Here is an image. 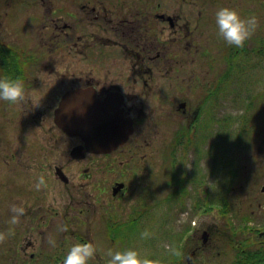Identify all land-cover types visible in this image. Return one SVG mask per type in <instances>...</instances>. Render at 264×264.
Segmentation results:
<instances>
[{"label": "rangeland", "instance_id": "1", "mask_svg": "<svg viewBox=\"0 0 264 264\" xmlns=\"http://www.w3.org/2000/svg\"><path fill=\"white\" fill-rule=\"evenodd\" d=\"M194 1L196 5L184 9L189 12L185 15L191 21H185L189 25L188 39L194 40L195 44L192 43L189 49H186L187 41L169 47L181 48L179 57L187 67L186 79H189V73L196 74L206 88L208 83L216 87L211 145L208 139L204 140L202 155L194 147L187 152L180 150L178 163L172 170L166 164V140L170 134L165 125L157 126L156 131L148 136L152 143L149 149L139 153V157L146 154L142 164L151 169L146 173L151 177L153 190L150 226L138 230L132 239L126 236L130 239L127 242L113 245L100 225L101 220L103 226L106 216L102 217L98 210L88 205L95 196L84 191L88 189L85 176L92 171L88 168L89 161L96 157L76 161L79 158L72 156L79 141L60 134L56 129L52 116L56 103L52 101L51 89H35L28 95L27 102L16 106L0 101V234L6 237L0 243V264H57L55 258L63 260L73 245L89 242L98 249L96 259L90 264H108V250L127 249L137 250L159 264H167L173 256L176 257L170 250L181 251L184 242L193 237V228L199 225L201 231L211 229L210 243L215 249L213 255L206 252L196 258L195 264H232L239 258L236 251L222 241L220 227L223 218L218 204H228L231 209L229 219L236 226L241 223L242 215L251 217V225L264 223V0ZM11 2L14 1L0 0V43L37 44L39 26L27 17L33 16L35 11L23 14L13 10V14L11 8L9 13L5 7L15 5ZM167 5L172 8L171 3ZM224 7L235 9L242 17L254 15L259 21L255 35L245 44L251 53L236 61L237 65L225 80L226 54L235 47L218 36L215 14ZM166 37L171 38L169 32ZM259 47H262V54L256 52ZM47 69L49 71L41 73V81L49 83L66 72H51V64ZM204 93L202 89L201 95ZM193 103L195 105L196 101ZM119 155L115 154L116 157ZM58 167L68 177L69 186L60 179ZM170 172H176L178 178L186 180L189 196L184 207L175 208L170 203L169 211L162 205ZM141 175H145V171ZM73 184L84 189L83 194L73 190ZM197 199L212 202L213 212H194L192 208ZM76 200L83 206H70V202ZM14 207L23 209L16 224L11 223L13 215L17 214ZM33 212L40 213L35 224L32 222ZM167 213L171 216L168 224L165 222ZM121 214L117 216L121 221L131 217ZM62 226H67L68 231H60ZM144 231L149 233L146 239L141 238ZM50 256L54 259L49 260Z\"/></svg>", "mask_w": 264, "mask_h": 264}, {"label": "flooded vegetation", "instance_id": "2", "mask_svg": "<svg viewBox=\"0 0 264 264\" xmlns=\"http://www.w3.org/2000/svg\"><path fill=\"white\" fill-rule=\"evenodd\" d=\"M13 1L11 3L15 5L5 9L8 8L10 13L12 8L13 14L14 11L29 14L30 10H34L35 14L27 17L38 24L40 32L37 44L33 42L29 46H22L8 41L0 43V78L21 79L27 95L32 94L35 89H51L54 98L52 101L56 103L52 109L56 129L60 134L79 141L72 156L79 158L76 161L96 157L90 159L88 168L92 171L85 176L88 181L85 186L88 189L76 188L75 184L72 189L82 194L84 190L95 196L94 201H89L88 205L91 204V208L98 210L102 217L106 216L103 226L99 220L107 239V232L116 231L121 225H131L139 231L149 228L153 212V190L151 177L146 173L151 169L142 164L147 158L146 154L139 157V153L149 149L152 144L148 136L156 131L158 125L166 126L170 134V138L167 137L166 140V164L169 167L170 155L173 157L176 152L179 157V151L185 144H200L208 138L211 145L214 139L213 103L216 87L208 83L206 88L196 74L192 76L189 73V79H186L184 73L187 67L183 58L179 57L181 48L176 50L169 47L174 43L182 44L187 41L186 49H189L195 44L194 40L188 39L189 25L185 21H191L185 15L189 12L184 7L194 6L196 2ZM168 3L172 4L171 9L168 8ZM168 32L171 38H165ZM257 51L259 54L263 53L261 47ZM245 55L248 54L243 52V58ZM50 64L51 72H66H62L51 83L41 81V73L49 71L47 68ZM202 89L205 92L203 95ZM73 92H81L80 97L73 99V102L103 104L102 113L106 117L110 116V111L116 110L119 117L130 122L132 132L123 144L107 154L90 153L83 139L69 136L56 124L55 111L64 97ZM116 153L120 155L116 157ZM171 163L177 164L178 160H171ZM143 171L145 175H141ZM129 172L131 174L126 175ZM57 173L66 186H69L68 177L59 167ZM170 182L172 181L169 179L165 182V188L170 192L167 191L162 205L168 210L170 203H177L180 207L185 197L180 192L181 183ZM171 195H176L172 202L169 197ZM188 196L189 194L186 198ZM72 205L83 206V203L76 200L70 202V206ZM205 205L202 201V208H199V203L195 202L192 210L211 213V207L207 208ZM91 208L88 207V211ZM121 212L131 217L121 221L117 218L122 215ZM32 215V222L35 224L40 213L33 212ZM242 226L244 234H240L242 241L237 244L236 252L239 258L232 264H264V223L254 226L249 221ZM193 229V237L184 242L182 257H172L167 264H195L196 258L202 257L203 253L213 255L215 248L210 243L211 229L201 231L200 225ZM108 241L113 245L121 243L116 238ZM31 259L34 260V254ZM54 263L62 264L63 260Z\"/></svg>", "mask_w": 264, "mask_h": 264}, {"label": "clouds", "instance_id": "3", "mask_svg": "<svg viewBox=\"0 0 264 264\" xmlns=\"http://www.w3.org/2000/svg\"><path fill=\"white\" fill-rule=\"evenodd\" d=\"M215 22L218 27V36L221 37L229 46L243 49L245 44L252 39L259 27L256 16L242 17L238 11L231 8H221L215 14ZM29 99L26 94L24 82L19 79L8 77L0 78V101L16 106L27 102ZM40 183H43L41 179ZM39 184L37 188H39ZM16 215L11 219L12 224L18 223L19 216L23 214V209H15ZM60 231L67 232V226H62ZM149 233L144 231L141 238L146 239ZM4 234H0V243L5 240ZM173 255L179 256L181 253L176 249L170 250ZM97 246L91 242L77 243L71 247L63 260V264H90L97 256ZM108 264H159V261L142 256L134 249L124 251L108 250Z\"/></svg>", "mask_w": 264, "mask_h": 264}, {"label": "water", "instance_id": "4", "mask_svg": "<svg viewBox=\"0 0 264 264\" xmlns=\"http://www.w3.org/2000/svg\"><path fill=\"white\" fill-rule=\"evenodd\" d=\"M80 95L81 92H73L64 97L55 111L56 124L68 135L81 137L88 151L111 152L127 139L132 125L119 117L116 110L110 111V116L106 117L102 113L103 104L72 101Z\"/></svg>", "mask_w": 264, "mask_h": 264}, {"label": "trees", "instance_id": "5", "mask_svg": "<svg viewBox=\"0 0 264 264\" xmlns=\"http://www.w3.org/2000/svg\"><path fill=\"white\" fill-rule=\"evenodd\" d=\"M245 50V49H244ZM246 52H244L243 50H240L238 49L237 51L233 50L232 53H231V56L232 57H237L236 54H240V55H243V52L246 53V54H249V50H245ZM218 207L221 209V214L223 217H226L227 216V213H228V204L226 202H222L221 204H218ZM226 223V221H224ZM224 231L220 230L221 231V234H222V238H223V241L227 243V241H231V244H233L234 242H237V238H232L230 235L233 234V235H236L237 234V231L236 229L234 228H227L224 227L222 228ZM134 230V228L132 226H125L123 228H120L119 230H117L118 233H123V234H126L127 231H132ZM226 232L229 234V236H224L226 234ZM241 232V231H240ZM231 239V240H230ZM240 240V239H239Z\"/></svg>", "mask_w": 264, "mask_h": 264}]
</instances>
